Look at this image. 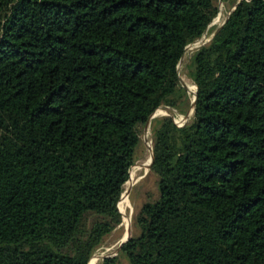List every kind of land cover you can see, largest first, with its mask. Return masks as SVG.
Returning <instances> with one entry per match:
<instances>
[{
  "label": "trees",
  "instance_id": "trees-1",
  "mask_svg": "<svg viewBox=\"0 0 264 264\" xmlns=\"http://www.w3.org/2000/svg\"><path fill=\"white\" fill-rule=\"evenodd\" d=\"M227 1L186 64L194 115L152 122L160 196L103 264H264V0ZM218 14L216 0H0V264H93L123 221L141 129L187 98L179 62Z\"/></svg>",
  "mask_w": 264,
  "mask_h": 264
},
{
  "label": "rangeland",
  "instance_id": "rangeland-1",
  "mask_svg": "<svg viewBox=\"0 0 264 264\" xmlns=\"http://www.w3.org/2000/svg\"><path fill=\"white\" fill-rule=\"evenodd\" d=\"M217 5L219 7V14L214 20V22L210 25V28L207 32V36H211V34L219 27L225 19L228 17L229 13L234 8L227 0L225 2H221L220 0H216ZM191 50V52H189ZM192 55V49L186 50L185 56L182 59L180 65V76H181V85L185 87L182 82L189 86V89L185 88L187 91V98L181 102L179 108H174L171 106H161L159 109L155 111V116L152 119V122L155 118L165 115H172L175 118L177 124H185L190 121L191 118H187V113L193 112L192 101L194 99V90L191 88V85L194 87L195 91H197V86L194 82L187 76L186 74V64L189 62L190 57ZM189 83V84H188ZM187 86V87H188ZM180 117H185L186 121H179ZM152 122L150 127L147 129L146 125L141 129V145L137 148V160L135 165L139 167H133V174L138 180L131 186H128V181L125 184V189L123 195H125L126 200L124 204V216L122 223L105 239L103 245L97 250V252L93 255V260L97 259L96 264H103V260L106 257L117 256L120 253L121 243L124 241V237L128 235L127 231H130V238L135 235V216L138 211L141 209L144 203L149 201H155L160 196V191L158 188V179L157 175L151 170L150 167L143 168L141 165L149 158L152 154L151 143L153 146V130H152ZM131 177V171H130ZM130 190L129 195L127 196V192ZM128 204V205H127ZM127 234V235H126ZM99 261V263H98ZM121 264H128V261L121 257Z\"/></svg>",
  "mask_w": 264,
  "mask_h": 264
},
{
  "label": "water",
  "instance_id": "water-1",
  "mask_svg": "<svg viewBox=\"0 0 264 264\" xmlns=\"http://www.w3.org/2000/svg\"><path fill=\"white\" fill-rule=\"evenodd\" d=\"M240 3V1L236 4V6L238 5ZM236 6H234V8L232 9V11L236 8ZM232 11L229 13V15L232 13ZM229 15H228V17L225 19V21L219 26V27H217V29L211 34V36L209 37V36H207L206 34H207V32H208V30H209V28H210V25L214 22V20L216 19V17L218 16H216L215 18H214V20L212 21V23L208 26V28L206 29V31H205V33L199 38V39H197L196 41H194L193 43H191V44H189L187 47H189V46H195V48L193 49V51H192V53L194 52V51H196V50H198L199 48H201L203 45H205L206 43H208L211 39H212V37L213 36H215V34L221 29V27L226 23V21L228 20V18H229ZM185 53H186V51L184 52V54H183V56H182V58H181V60H180V62H179V65H178V68L180 69V65H181V62H182V59H183V57L185 56ZM179 79H180V82L182 81L181 80V76H180V71H179ZM185 88V87H184ZM195 98H196V100H197V98H198V94H197V91H196V94H195ZM159 109V108H158ZM194 112H195V108H194V110H193V112L192 113H187V118H191L193 115H194ZM154 116H155V112L150 116V118H149V120H148V122H147V124H146V127H147V129L150 127V125H151V122H152V119L154 118ZM168 116H172V115H170V114H168ZM186 124V123H185ZM185 124H181L180 126H183V125H185ZM152 155H153V164H154V153H153V147H152ZM122 216H123V214H122ZM130 240V238L129 239H127V240H125V241H123L122 243H121V246H120V249L122 248V246L126 243V242H128ZM111 257V256H110ZM113 257V256H112Z\"/></svg>",
  "mask_w": 264,
  "mask_h": 264
},
{
  "label": "bare ground",
  "instance_id": "bare-ground-1",
  "mask_svg": "<svg viewBox=\"0 0 264 264\" xmlns=\"http://www.w3.org/2000/svg\"><path fill=\"white\" fill-rule=\"evenodd\" d=\"M222 2V1H221ZM217 20V19H216ZM196 46V45H195ZM195 46H189V47H187V50L189 49V48H191L192 49V51H193V49L195 48ZM189 52H191V50L189 51ZM182 84L185 86V88L187 89H189V86L188 85H186L185 83H184V81L182 82ZM189 84V83H188ZM188 86V87H187ZM191 88H193V90H194V99H193V101H192V106H193V110H194V108L196 107V98H195V94H196V91H195V89H194V87L191 85ZM174 118V117H173ZM175 119V118H174ZM186 118L185 117H180V119H179V121H184ZM177 121V120H176ZM186 121V120H185ZM152 143H151V149H152ZM152 163H153V155L151 154L150 156H149V158H147V160L141 165V167H143V168H146V167H152ZM134 167H139L138 165H135ZM138 180L136 179V177L134 176V174L131 176V178H130V180L128 181V186H131V185H133L134 183H136ZM129 193H130V190L127 192V196L129 195ZM122 198H123V203L125 204V200H126V197H125V195H122ZM122 198H121V200H122ZM121 202V201H120ZM128 205V204H127ZM123 216H124V214H123ZM128 232V235L127 236H125L124 237V241L125 240H127V239H129L130 238V231H127ZM93 259V258H92ZM97 259L99 260V258H95V260H93V264H96V262H97ZM98 263H99V261H98Z\"/></svg>",
  "mask_w": 264,
  "mask_h": 264
},
{
  "label": "built area",
  "instance_id": "built-area-1",
  "mask_svg": "<svg viewBox=\"0 0 264 264\" xmlns=\"http://www.w3.org/2000/svg\"><path fill=\"white\" fill-rule=\"evenodd\" d=\"M179 125V124H178Z\"/></svg>",
  "mask_w": 264,
  "mask_h": 264
}]
</instances>
